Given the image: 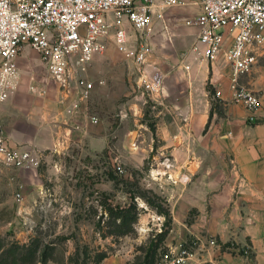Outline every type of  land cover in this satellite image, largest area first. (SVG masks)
<instances>
[{
	"label": "crops",
	"instance_id": "1",
	"mask_svg": "<svg viewBox=\"0 0 264 264\" xmlns=\"http://www.w3.org/2000/svg\"><path fill=\"white\" fill-rule=\"evenodd\" d=\"M181 1L152 23V52L146 68L149 72L158 68L164 91L163 96L151 97L157 132L142 143V159L152 163L147 187L162 205L144 200L142 224L156 238L158 257L186 245L197 251L191 264H198L200 257L215 264H264V44L253 73L243 77L262 101L259 121L251 123L246 107L232 99L231 68L222 53L211 61L184 57L199 32L198 26L186 21L201 9L196 0ZM227 36L224 48L232 41V33ZM26 46L18 64L28 59ZM109 46L105 54L95 56L96 62L117 63L116 45ZM137 78L135 68L129 75L132 95L125 109H142L135 99L146 93ZM98 80L95 90L106 82L103 79L99 85ZM137 89L141 94L134 96ZM58 97L62 103L54 109L34 106L31 95L22 92L0 103V126L12 146L60 148L79 140L87 141L93 150L100 147L102 128L87 116L90 99L75 110L76 94L66 97L60 92ZM45 134L61 143L47 144L42 139ZM212 238L217 245L208 244ZM132 262L134 255L121 252L106 256L101 264Z\"/></svg>",
	"mask_w": 264,
	"mask_h": 264
},
{
	"label": "rangeland",
	"instance_id": "2",
	"mask_svg": "<svg viewBox=\"0 0 264 264\" xmlns=\"http://www.w3.org/2000/svg\"><path fill=\"white\" fill-rule=\"evenodd\" d=\"M26 47L28 59L19 63L11 96L28 93L34 106L54 109L62 103L60 88L38 54ZM117 53L114 65L93 60L89 69L91 80L106 81L88 102L90 115L99 118L102 128L100 147L93 150L87 141L79 140L60 148L27 146L41 154L36 170H0V264H101L105 256L121 252L134 255L132 264H144L146 253L154 254L156 238L145 232L141 205L144 200L162 205L147 187L152 163L142 159V146L156 137V109L148 93L135 99L142 109H125L132 95L129 75L135 66ZM139 93L135 90L134 96ZM42 139L47 144L61 143L51 134ZM19 183L24 185L21 201L16 198ZM134 205L139 216L132 229L114 232L108 209ZM156 252L155 260L160 251Z\"/></svg>",
	"mask_w": 264,
	"mask_h": 264
},
{
	"label": "built area",
	"instance_id": "3",
	"mask_svg": "<svg viewBox=\"0 0 264 264\" xmlns=\"http://www.w3.org/2000/svg\"><path fill=\"white\" fill-rule=\"evenodd\" d=\"M181 0H0V103L7 101L17 87L18 57L29 45L56 81L60 92L78 96L73 108L88 101L96 82L89 78L90 65L113 41L117 50L138 72L137 84L151 97L163 96V79L157 67L152 72L146 63L152 52V23ZM200 13L186 21L199 27L193 45L184 57L214 60L219 54L231 68L232 99L244 105L247 120L259 121L260 95L243 77L253 73L264 44V0H196ZM132 29V31H131ZM232 41L224 45L227 34ZM190 66L185 65L188 70ZM104 84V80H98ZM216 95L221 97L220 90ZM152 97V98H153ZM93 123L99 118L87 114ZM41 154L35 148L14 147L0 126V170H36ZM170 165V164H169ZM119 170L123 172L122 167ZM19 183L16 198L23 199ZM217 245L216 239L208 240ZM201 250V247H198ZM249 255V250L245 251ZM197 256L192 247L181 245L176 251L161 252L155 264H191ZM198 264H215L199 258Z\"/></svg>",
	"mask_w": 264,
	"mask_h": 264
},
{
	"label": "trees",
	"instance_id": "4",
	"mask_svg": "<svg viewBox=\"0 0 264 264\" xmlns=\"http://www.w3.org/2000/svg\"><path fill=\"white\" fill-rule=\"evenodd\" d=\"M138 207L136 205L132 207H119L109 208L108 214L113 219V227L114 232L124 234L132 229L133 224L138 219L139 213L136 211ZM158 245L155 243L152 247L151 252H147L144 258V264H154L155 263V255L157 251ZM150 251V250H149ZM35 250L33 253L35 254ZM106 257V256H105Z\"/></svg>",
	"mask_w": 264,
	"mask_h": 264
}]
</instances>
